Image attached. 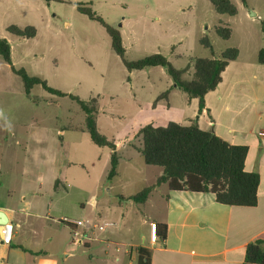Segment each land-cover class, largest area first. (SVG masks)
Listing matches in <instances>:
<instances>
[{"label": "rangeland", "instance_id": "obj_1", "mask_svg": "<svg viewBox=\"0 0 264 264\" xmlns=\"http://www.w3.org/2000/svg\"><path fill=\"white\" fill-rule=\"evenodd\" d=\"M230 1L237 8L235 16L218 14L209 0H0V38L12 47L14 67L65 94H50L41 85L27 93L21 77L0 55V169L3 177L16 171L19 177L46 182L49 168L43 163L57 162L67 192L62 216L90 223L82 243L72 247L68 264H137L142 236L143 247L150 246L151 224L145 220L159 217L162 206L155 197L145 204L122 197L155 185L163 171L145 163L139 151L140 131L146 125L164 127L193 116L188 95L174 87L165 68L128 70L102 24L77 6L90 7L121 32L127 61L162 54L175 69L186 71L181 79L190 81L193 61L210 57L203 39L209 40L217 57L229 46L247 55L261 39L264 0H246L258 11L255 18L248 16L242 0ZM12 25L32 26L36 36H14L8 32ZM220 25L231 29L229 40L218 35ZM165 92L168 95L160 98ZM71 96L85 102L97 99L98 131L117 145L119 157L118 175L110 180L112 151L92 142L86 114ZM239 109L238 121L249 111ZM261 113L253 112L252 119L264 129V104ZM53 201L63 202L57 196ZM108 221L117 227L105 231L94 227ZM89 237L98 240L86 248ZM106 243L111 245L106 248Z\"/></svg>", "mask_w": 264, "mask_h": 264}, {"label": "crops", "instance_id": "obj_2", "mask_svg": "<svg viewBox=\"0 0 264 264\" xmlns=\"http://www.w3.org/2000/svg\"><path fill=\"white\" fill-rule=\"evenodd\" d=\"M246 9L249 17H257V10ZM263 31L247 55L239 50L236 60L229 63L222 82L205 96L204 108L200 111L198 99L188 98L193 116L183 123L174 121L186 126L197 123L230 144L248 146L245 170L260 176L258 203L254 207L229 206L218 203L211 193L170 191L166 183L157 186L148 199L155 197L162 211L145 223L165 224L167 232L162 238L163 227L158 226V239L147 246L151 264H243L248 244L264 241V129L252 119L253 112L262 114L264 104V66L257 61L258 52L264 48ZM241 106L249 111L238 121ZM43 167L49 168L46 182L43 178L19 177L16 171V175L9 172L3 177L0 169V212L13 224L11 243L0 244V264H68L72 255V229L62 221L68 217L62 216L67 206L65 178L55 160L44 162ZM56 196L63 202L55 205ZM97 240L89 237L84 247L90 248ZM141 243L145 246L146 237L142 236Z\"/></svg>", "mask_w": 264, "mask_h": 264}, {"label": "trees", "instance_id": "obj_3", "mask_svg": "<svg viewBox=\"0 0 264 264\" xmlns=\"http://www.w3.org/2000/svg\"><path fill=\"white\" fill-rule=\"evenodd\" d=\"M209 1L218 14L228 16L237 14V8L230 0ZM242 1L246 5V0ZM77 9L90 19L102 24L111 39L114 53L122 59L128 70H143L157 66L165 68L174 87L181 89L189 99H198L200 111L205 106V96L214 91L222 82V74L226 67L230 62L236 60L239 54L238 49L230 48L217 57L209 40L205 38L202 40V44L205 49L210 51V57L196 58L193 61L194 77L190 81H185L181 78L186 71L175 69L162 54H150L135 62L127 61L121 32L107 25L90 7L78 5ZM226 26L220 25L216 30L223 40H229L232 33L228 25ZM8 32L26 39L35 37L37 33L32 26L22 29L15 25L10 26ZM0 55L2 60L10 65L15 75L21 77L27 93H30L34 86L41 85L50 94L65 96L61 91L50 87L45 80L28 75L25 69L17 70L12 64V47L4 38H0ZM257 61L264 66V48L258 52ZM167 95L168 92H165L160 98ZM70 98L76 100L86 114L87 131L92 142L99 147H108L112 150L108 178L109 180L114 178L118 175L119 157L116 152V144L98 131L97 99L85 102L74 96ZM140 132L143 147L139 151L145 163L148 166L162 168L163 174L155 185L144 188L126 200L145 204L150 193L157 186L166 183L170 191L211 193L216 197L218 203L224 205L249 207L257 205L260 176L258 173L245 170L248 146L230 144L215 133L202 130L197 123L186 126L177 122H169L164 127L146 125ZM160 225L163 227L162 238H165L167 227L165 224H156L157 230ZM69 227L75 228L74 226ZM245 251L243 264H264V241L251 242ZM137 264H151V251L146 247L139 248Z\"/></svg>", "mask_w": 264, "mask_h": 264}, {"label": "built area", "instance_id": "obj_4", "mask_svg": "<svg viewBox=\"0 0 264 264\" xmlns=\"http://www.w3.org/2000/svg\"><path fill=\"white\" fill-rule=\"evenodd\" d=\"M262 136H264V133H262ZM63 223L67 224L68 226H74L75 228L72 229L73 236L75 237L73 244L78 245L82 243V239L84 237L83 235L80 234V228L84 229L85 226H90V223L84 222L82 220H74L68 217H64L62 219ZM95 228H98L100 231H105L107 229L111 228H116L117 224L111 221L105 222L102 225L99 226H94ZM85 230V229H84ZM86 232V231H85ZM157 227L155 223H152L150 226V241L155 243L156 240L158 239L157 237ZM13 239V224L11 223H6L5 225L0 224V240L2 241L3 244L8 245L11 243Z\"/></svg>", "mask_w": 264, "mask_h": 264}, {"label": "water", "instance_id": "obj_5", "mask_svg": "<svg viewBox=\"0 0 264 264\" xmlns=\"http://www.w3.org/2000/svg\"><path fill=\"white\" fill-rule=\"evenodd\" d=\"M8 218L6 217L5 213L0 212V224L1 225H5L6 223H8ZM2 243V241L0 240V244Z\"/></svg>", "mask_w": 264, "mask_h": 264}]
</instances>
